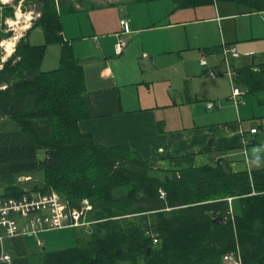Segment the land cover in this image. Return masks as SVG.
Wrapping results in <instances>:
<instances>
[{
    "label": "trees",
    "instance_id": "1",
    "mask_svg": "<svg viewBox=\"0 0 264 264\" xmlns=\"http://www.w3.org/2000/svg\"><path fill=\"white\" fill-rule=\"evenodd\" d=\"M214 1L174 0L176 8ZM224 1L264 12V0ZM35 2L41 17L3 62L0 48V83L7 84L0 89V119L17 124L0 132V194L23 193L18 178L41 173L30 190L56 191L72 207L86 198L92 206L91 223L80 227L84 238L47 251L42 264H222L228 252L241 264H264V169L234 173L221 161L195 167L191 156L179 155L171 158L178 168L160 178L151 173L153 161L82 133L79 121L88 116L84 73L60 21L63 11L75 8L70 0ZM36 26L45 35L41 44L27 38ZM54 43L60 45L59 64L42 70ZM215 52L221 47L208 51ZM233 72L237 79L246 70ZM250 84L253 92L264 91V76ZM228 197H237L238 212Z\"/></svg>",
    "mask_w": 264,
    "mask_h": 264
},
{
    "label": "crops",
    "instance_id": "2",
    "mask_svg": "<svg viewBox=\"0 0 264 264\" xmlns=\"http://www.w3.org/2000/svg\"><path fill=\"white\" fill-rule=\"evenodd\" d=\"M176 7L174 0H83L61 13L62 37L84 73L88 116L80 131L153 161L151 173L160 178L178 168L171 158L179 155L191 156L195 167L221 161L234 173L264 169V91L250 90L256 75L264 76V12L224 0ZM223 43L238 50L230 65L246 70L234 78L245 90L238 108L229 98L222 54L208 53ZM228 201L238 212L237 197ZM73 228L68 240L52 230L0 240V257L10 255L0 264H42L47 251L84 238L82 228Z\"/></svg>",
    "mask_w": 264,
    "mask_h": 264
},
{
    "label": "built area",
    "instance_id": "3",
    "mask_svg": "<svg viewBox=\"0 0 264 264\" xmlns=\"http://www.w3.org/2000/svg\"><path fill=\"white\" fill-rule=\"evenodd\" d=\"M9 0H0V4L8 3ZM27 28L31 26V19H27ZM122 25L126 24L125 19L120 21ZM125 30L118 36V41L115 44V51L117 54L121 53L126 43L123 36ZM19 37H15L11 42L10 50L5 44L6 40L0 41V48L4 49L7 56H10L14 50L16 42ZM2 53V50H1ZM221 54L225 66L224 72L229 76L231 81V99L233 105L238 108L244 103V92L236 86L234 82L233 67L230 65V58L238 55V50L235 46L223 43L221 46ZM7 56L2 57L1 61L7 59ZM204 62V56H201ZM2 64H0V67ZM216 71H209L211 77H215ZM6 83H0V89H5ZM217 105L219 101H215ZM213 103H209L212 105ZM252 132L255 131L251 129ZM29 180L30 176H21V178ZM92 208L88 199H83L79 207H72L61 197L56 191L41 192L38 190H30L24 188L23 193L19 195L5 196L0 194V240L8 237L24 236V235H37L39 233L63 229L67 227H81L88 226L91 221L87 219V212ZM41 244V241L38 240ZM0 260H10V255L3 254ZM223 263L227 264H241L238 254L235 252H228L223 255Z\"/></svg>",
    "mask_w": 264,
    "mask_h": 264
},
{
    "label": "rangeland",
    "instance_id": "4",
    "mask_svg": "<svg viewBox=\"0 0 264 264\" xmlns=\"http://www.w3.org/2000/svg\"><path fill=\"white\" fill-rule=\"evenodd\" d=\"M36 0H9L8 3L0 4V32L2 38L0 41H12L15 37H22L26 31V23H29L27 19H31V26L37 22L38 18L41 17V12L38 10V4ZM60 0H55L56 4ZM73 6L82 4L83 0H70ZM85 1V0H84ZM87 1H97V0H87ZM29 42L32 44H41L45 42V35L43 29L40 26L34 27L30 32ZM11 46V45H10ZM9 46V48H10ZM8 48V49H9ZM59 49L60 45L57 43L50 44L47 46L46 53L41 63L42 70H50L58 66L59 64ZM1 56H7V53L2 48ZM11 56V55H10ZM9 56H7L8 58ZM227 75L226 73H224ZM237 86V85H236ZM243 92H245L242 87H239ZM17 124L14 120L10 118H1L0 119V132H6L15 130ZM39 156H43V151H39ZM42 179L41 173H35L29 180L23 179V177L18 178V182L24 186V188L29 189L35 182H40ZM234 209L237 210V203L234 201ZM86 227V226H81ZM64 229V228H63ZM76 229L73 227L65 228L64 230H52L49 232L52 235H61L63 239H70V234L75 236ZM81 236V234H80ZM37 237V236H36ZM68 244V243H67ZM65 244L64 246H69ZM72 244V243H71ZM75 245V243H74ZM72 245V246H74ZM66 248V247H65Z\"/></svg>",
    "mask_w": 264,
    "mask_h": 264
},
{
    "label": "bare ground",
    "instance_id": "5",
    "mask_svg": "<svg viewBox=\"0 0 264 264\" xmlns=\"http://www.w3.org/2000/svg\"><path fill=\"white\" fill-rule=\"evenodd\" d=\"M27 25V24H26ZM27 27V26H26ZM5 44L7 45V48H9V46L11 45L10 41H6ZM10 50V49H9Z\"/></svg>",
    "mask_w": 264,
    "mask_h": 264
},
{
    "label": "water",
    "instance_id": "6",
    "mask_svg": "<svg viewBox=\"0 0 264 264\" xmlns=\"http://www.w3.org/2000/svg\"><path fill=\"white\" fill-rule=\"evenodd\" d=\"M219 219L218 218H215L214 221L217 222Z\"/></svg>",
    "mask_w": 264,
    "mask_h": 264
}]
</instances>
